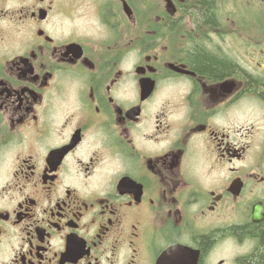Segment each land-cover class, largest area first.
Wrapping results in <instances>:
<instances>
[{
	"label": "flooded vegetation",
	"instance_id": "1",
	"mask_svg": "<svg viewBox=\"0 0 264 264\" xmlns=\"http://www.w3.org/2000/svg\"><path fill=\"white\" fill-rule=\"evenodd\" d=\"M263 223L264 0H0V264H242Z\"/></svg>",
	"mask_w": 264,
	"mask_h": 264
},
{
	"label": "trees",
	"instance_id": "2",
	"mask_svg": "<svg viewBox=\"0 0 264 264\" xmlns=\"http://www.w3.org/2000/svg\"><path fill=\"white\" fill-rule=\"evenodd\" d=\"M203 12L206 13L208 20L214 19L212 14V3L210 1H204L202 3ZM194 64L200 71L210 72L217 76H222L231 71V67L218 60L217 58L202 52L194 55ZM252 233L258 238V245L254 252L249 256L244 257L242 264H264V223L261 225H255L252 229ZM209 237L203 236L200 239L201 247L206 248L209 245Z\"/></svg>",
	"mask_w": 264,
	"mask_h": 264
},
{
	"label": "water",
	"instance_id": "3",
	"mask_svg": "<svg viewBox=\"0 0 264 264\" xmlns=\"http://www.w3.org/2000/svg\"><path fill=\"white\" fill-rule=\"evenodd\" d=\"M259 209L254 211V220H259ZM198 250L187 245H174L166 250L159 258L157 264H199Z\"/></svg>",
	"mask_w": 264,
	"mask_h": 264
},
{
	"label": "rangeland",
	"instance_id": "4",
	"mask_svg": "<svg viewBox=\"0 0 264 264\" xmlns=\"http://www.w3.org/2000/svg\"><path fill=\"white\" fill-rule=\"evenodd\" d=\"M228 250H230V251H232V252H233V251H234V252H235V251H236V252H237V251H240V252H241V251L243 250V246H242V247H237V246H235L233 243H231V244L228 245ZM216 253H219V248H217Z\"/></svg>",
	"mask_w": 264,
	"mask_h": 264
}]
</instances>
